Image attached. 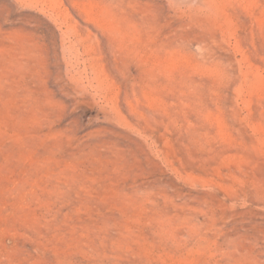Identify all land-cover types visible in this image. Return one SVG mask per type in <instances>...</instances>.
Segmentation results:
<instances>
[{"label": "rangeland", "instance_id": "obj_1", "mask_svg": "<svg viewBox=\"0 0 264 264\" xmlns=\"http://www.w3.org/2000/svg\"><path fill=\"white\" fill-rule=\"evenodd\" d=\"M0 264H264V0H0Z\"/></svg>", "mask_w": 264, "mask_h": 264}]
</instances>
